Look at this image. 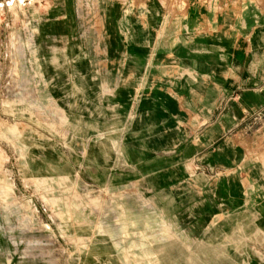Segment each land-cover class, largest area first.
<instances>
[{
  "label": "crops",
  "instance_id": "crops-1",
  "mask_svg": "<svg viewBox=\"0 0 264 264\" xmlns=\"http://www.w3.org/2000/svg\"><path fill=\"white\" fill-rule=\"evenodd\" d=\"M144 1L104 9L97 46L64 43L54 59L65 67L49 71L52 115L97 136L88 146L98 185L112 169L161 213L177 235L160 251L166 264H185L180 251L260 264L249 253H264V0ZM90 233L113 253L91 244L89 258L117 259L111 230Z\"/></svg>",
  "mask_w": 264,
  "mask_h": 264
},
{
  "label": "rangeland",
  "instance_id": "rangeland-1",
  "mask_svg": "<svg viewBox=\"0 0 264 264\" xmlns=\"http://www.w3.org/2000/svg\"><path fill=\"white\" fill-rule=\"evenodd\" d=\"M116 1L128 5L135 2L0 0L3 264H105L102 259L87 255L91 244L103 245L104 250L113 253L106 237L90 233L98 227L111 230L112 239L121 246L117 259L106 264H166L160 251L169 247L177 235L170 233L161 213L133 193V189L118 186L112 178V169L99 178L98 185L96 172L90 166L96 163V157L89 155L88 146L95 143L97 136L88 135L80 125L57 121L49 104L53 100L49 71L52 65H58V69L65 67L63 61L54 57H63L64 43L69 38L88 39L94 43L89 42L90 47L97 46L102 35V11ZM195 1L168 0L181 5ZM106 159L109 161L113 156ZM135 211L140 221L121 229L125 215ZM152 211L157 214L156 221L148 218ZM84 229L89 230L85 233ZM170 254L176 261L177 253ZM183 254L187 257L185 264H241L239 260H231L229 251H193L191 256L180 251ZM121 255L129 256L128 261ZM249 255L264 264L263 252Z\"/></svg>",
  "mask_w": 264,
  "mask_h": 264
}]
</instances>
